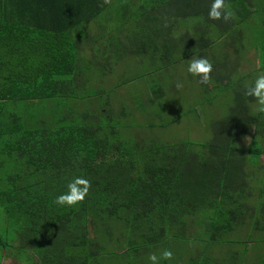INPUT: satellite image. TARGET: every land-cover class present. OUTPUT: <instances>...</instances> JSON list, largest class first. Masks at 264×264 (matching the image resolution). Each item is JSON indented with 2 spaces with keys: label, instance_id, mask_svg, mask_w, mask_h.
Returning a JSON list of instances; mask_svg holds the SVG:
<instances>
[{
  "label": "trees",
  "instance_id": "obj_1",
  "mask_svg": "<svg viewBox=\"0 0 264 264\" xmlns=\"http://www.w3.org/2000/svg\"><path fill=\"white\" fill-rule=\"evenodd\" d=\"M212 2L0 0V208L18 247L36 254L31 264H151L164 249L173 259L159 264H264L247 256L264 241V113L245 94L264 72L263 25L253 37L258 68L239 67L241 29L264 0H225L235 13L227 23L208 18ZM99 19L106 26L83 35ZM143 55L156 76L146 109L129 100L115 109L109 94L130 80L113 76ZM194 56L213 64L203 94L232 91L209 140L137 138L132 130L147 126L133 108L162 120L171 104L162 125L175 120L181 97L156 74ZM75 177L91 181L85 200L56 204ZM6 252L0 239V264Z\"/></svg>",
  "mask_w": 264,
  "mask_h": 264
},
{
  "label": "rangeland",
  "instance_id": "obj_2",
  "mask_svg": "<svg viewBox=\"0 0 264 264\" xmlns=\"http://www.w3.org/2000/svg\"><path fill=\"white\" fill-rule=\"evenodd\" d=\"M119 9L120 8L117 9V12L119 11ZM101 19L86 24L84 26L85 31L83 35L86 34L90 36L94 34V32L97 30V27L93 25L92 28H90L94 23L106 26L104 20ZM262 19H264V12H255L251 16V19L249 20L247 25H243L244 27H242L241 29L243 39L242 41L240 40V42L244 47L242 52H244V56H247V60L245 59L244 61H242L239 66L240 70L243 72L249 71L253 68H258L257 50H255L254 48L253 37L255 36L254 34L256 33V31L259 30V24L264 26V22L261 21ZM130 34L127 33L125 34V36H128ZM99 37H101V34H98L96 38ZM96 38L91 39L94 40ZM86 39L90 40L87 37ZM106 42L107 41L105 39L103 44L106 45ZM93 44L95 46H101L102 39L100 41L93 42ZM124 45L125 48L129 50L135 49L131 36L126 39ZM139 58L140 61H137L135 57H126L124 61H127L129 64V66L125 69L126 72L119 74L118 79L113 76L114 84H116L119 79L120 80L118 83L123 82L124 80H130V82H128L127 84L122 85L123 87L121 88V90H119L120 92L115 93V91H113L111 94H109V97L107 99L111 102L113 101L112 103L115 109L116 107H119L120 104H126L128 100L130 102H134V105H137L138 103L140 105L144 104L143 109H146L145 101L148 98L147 86L149 85V81H151L150 79L156 76L154 75V77H149V75H147L152 66L148 63L146 56L143 55ZM190 59L191 58H188L187 60L178 63L177 65L169 68V70H167L166 72H163V70H161L156 74L160 79H165V82L167 83L166 85L169 86V91L172 94L174 86L176 87L177 84L182 85V87L179 89H177L176 87V92L182 99L180 98L177 100L178 103H180L181 101V105L179 107H176L175 109V120L168 126L162 125L165 122L164 119L171 120L174 117L173 116L172 118H169L172 116L170 114L173 113L174 109L171 104H168L167 114H163L162 120H159L153 116L150 117L151 114H149L148 116L147 114L141 115L137 111V109L133 108V118L137 121V123L146 125L148 127L147 128L144 126H140L139 128H135L134 130H132L134 134L137 135V138L145 139L146 136H151L156 140L165 143H176L180 141L204 142L209 140V138L211 137V124L222 118L232 104V91L228 90L217 94L211 93L210 95H206L204 92L203 94L200 78L193 77L187 71L188 62ZM118 70L122 69L118 68ZM153 84L155 85L154 81ZM250 138L251 134L248 137L244 138L241 141V144L243 146H247L249 144ZM261 162L264 163V157L262 158ZM0 239L8 241L10 249L12 250L11 253L6 252L5 254H3L1 264H31L35 261L36 254L32 250H21L18 247V243L11 238L10 230L4 222V215L1 208ZM256 243L257 244L252 243L253 245L248 247L247 256L251 260V262L256 255H261L264 258V241ZM189 247L192 246L190 245ZM216 252L218 256H222L225 253V250L221 249L219 251L217 249ZM185 253L188 254L191 252L186 251Z\"/></svg>",
  "mask_w": 264,
  "mask_h": 264
},
{
  "label": "clouds",
  "instance_id": "obj_3",
  "mask_svg": "<svg viewBox=\"0 0 264 264\" xmlns=\"http://www.w3.org/2000/svg\"><path fill=\"white\" fill-rule=\"evenodd\" d=\"M105 4H110L111 0H104ZM208 18L210 20H223L225 23L235 18V13L230 4H226L225 0H213ZM187 71L193 77H199L201 83H209L211 81V73L213 71L212 62L206 57H192L188 62ZM177 89L181 88V84L176 85ZM245 94L253 97L256 101V111L264 113V72L258 75L254 84L246 88ZM91 181L84 177H75L67 185V191L58 195L55 203L60 206L73 207L82 203L91 189ZM148 259L151 264H159V260H172L173 252L164 249L158 258L155 253L151 254Z\"/></svg>",
  "mask_w": 264,
  "mask_h": 264
}]
</instances>
